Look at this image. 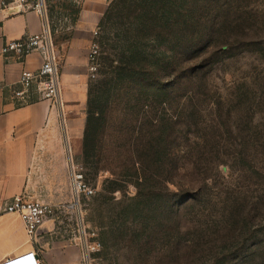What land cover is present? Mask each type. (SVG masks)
<instances>
[{"label":"rangeland","instance_id":"obj_1","mask_svg":"<svg viewBox=\"0 0 264 264\" xmlns=\"http://www.w3.org/2000/svg\"><path fill=\"white\" fill-rule=\"evenodd\" d=\"M46 1L61 72L70 59L86 62L76 70L88 84L77 96L81 111L87 113L89 90L99 80L107 78L116 87L99 153L85 166L82 140L81 152L74 156L96 189L87 201L86 217L98 229L101 247L88 264H264V0H187L188 7L209 1L212 12H200L199 19L207 28L220 22L214 9L224 6L232 8L234 24H242L246 31L232 29L233 46L227 50H222L221 38L215 41L220 44L208 46L207 61L202 62L190 49L181 58V67L189 68V73L179 78L174 77L175 71L162 78L149 76V83L119 80L105 65L108 42L102 43L97 79L89 75L87 58L95 31L102 41L104 33L95 25L79 28L76 11L100 15L111 0ZM245 41L257 45L246 48ZM146 47L151 54L165 48L154 40L146 42ZM203 64H207L201 76L204 84L199 88L197 80L190 79V70ZM166 82L173 90L169 94L157 89ZM150 83L156 89L149 91ZM194 111L199 116L195 125L189 123ZM151 130H171L176 138L170 151L176 159L173 176L177 183L170 184L169 190L163 186L162 168L145 167L150 180L136 184L130 156ZM106 178H117L123 190L108 193L107 201L103 198L98 203L95 198ZM191 188H199L197 200L189 197ZM135 196L138 200H133ZM148 197L154 205L167 199L170 213L161 224L155 209L145 230L134 233L140 220H133L138 215L123 211L133 203L145 208ZM107 230L113 232L106 238Z\"/></svg>","mask_w":264,"mask_h":264},{"label":"crops","instance_id":"obj_2","mask_svg":"<svg viewBox=\"0 0 264 264\" xmlns=\"http://www.w3.org/2000/svg\"><path fill=\"white\" fill-rule=\"evenodd\" d=\"M96 10V7H92ZM83 11L78 27L99 26L105 13ZM43 29L37 12H0V49L7 41L17 40ZM38 53L23 61L0 55V206L25 194L52 205L72 199L71 159L81 152L87 113L81 111L78 94L88 88L79 66L69 60L62 68L61 103L37 100L18 105L13 96L19 88L24 69L38 70ZM76 96V97H74ZM40 253L45 264H81L80 249L59 236L56 219L45 223L38 240L28 234L24 219L16 213L0 214V264L30 252Z\"/></svg>","mask_w":264,"mask_h":264},{"label":"trees","instance_id":"obj_3","mask_svg":"<svg viewBox=\"0 0 264 264\" xmlns=\"http://www.w3.org/2000/svg\"><path fill=\"white\" fill-rule=\"evenodd\" d=\"M185 2L187 0H111L98 26L104 33L103 41L100 36L101 45L103 42H108L110 46L109 53L105 56L106 67L110 68L119 80L129 82L140 80L143 83H149V76L162 78L164 73L170 74L172 71L177 73L174 74V77L179 78L182 73H189V68L185 70L181 67V58L185 57L190 49L202 62L207 61L209 56H205V54L208 53V46L217 45L221 42L222 50H227L229 45L233 46L231 39L234 34L232 29L241 27L243 31H246L242 24H234L235 21L231 19V7L226 9L224 6H217L214 9V17H220L221 20L218 24L207 28L199 19L200 14L207 15L206 12H212L208 7L209 1L202 4L203 7H188ZM80 12V10L76 11L75 21H77ZM246 35H249L248 32ZM220 38L221 41L215 43ZM150 40H154L159 46L165 47L164 50L158 51L157 54L149 53L146 42L148 43ZM244 45L246 48H250L256 46L257 43L245 41ZM206 65L203 64L190 70V79L193 81L196 79L195 83L199 88H202L204 84V81L201 83V76L204 74ZM112 83L113 81L103 78L89 90L87 121L83 137V164L85 166L91 162L93 156H97L99 153L102 136L108 126V104L113 91L116 89ZM168 84L169 82L159 84L157 89L169 94L173 90H169ZM148 85L149 91L156 89V87L151 86V83ZM166 88L169 92L164 90ZM138 100L140 101L139 98ZM195 117L198 118L199 116L198 112L195 114L194 111L189 123L195 125ZM150 125L155 127L156 123L151 120ZM168 131L164 130L162 133L157 130L149 131L148 136L143 139L144 142H141V147L138 146L136 150L132 151L131 165L134 168L138 186L150 180L147 175L145 176V167L150 169L162 168L163 172L161 171V173L165 172L162 182L167 190L170 189V184L177 183L176 175L173 176L176 159L172 155L173 152L171 154L170 151L176 138L173 131ZM191 189L193 192L189 197L197 200L199 188ZM122 190L123 187L117 178H106L102 191L98 193L95 201L99 203L103 198H105L104 201H107L108 193L114 194ZM137 198L139 197L135 196L133 200H138ZM148 199L150 202L145 208H140V204L133 203L123 211L124 215L129 211H135L138 215L133 220H140V222L137 221L139 223H136L137 228L134 229V233L145 230L147 219L151 217V213L156 211L155 209L160 212L158 221L161 224H163L166 215L170 213V204L167 199H162L155 205L151 197ZM96 210L99 212L97 207ZM111 232L113 230H107L103 234L107 238ZM103 242L105 244V238Z\"/></svg>","mask_w":264,"mask_h":264},{"label":"built area","instance_id":"obj_4","mask_svg":"<svg viewBox=\"0 0 264 264\" xmlns=\"http://www.w3.org/2000/svg\"><path fill=\"white\" fill-rule=\"evenodd\" d=\"M20 13L34 11L43 17V29L17 40L7 41L0 49V55L6 59L18 61L38 53L42 64L38 70L24 69L19 79V88L13 96L18 105L29 104L37 100L59 101L62 104L61 65L55 50L52 33L47 20L46 0H0V12ZM96 40L90 46L87 68L92 79L96 80L100 64L102 45L100 32L95 31ZM70 186L72 199L67 203L52 205L36 200L25 194L15 196L10 202L0 206V214L16 213L23 217L30 237L38 240L40 231L49 220L59 222V236L64 241L76 245L80 249L81 264H88L101 247L99 231L93 228L86 217V204L95 194L85 179L80 165L71 159ZM37 256V258L35 257ZM3 264H45L40 253L30 252Z\"/></svg>","mask_w":264,"mask_h":264},{"label":"clouds","instance_id":"obj_5","mask_svg":"<svg viewBox=\"0 0 264 264\" xmlns=\"http://www.w3.org/2000/svg\"><path fill=\"white\" fill-rule=\"evenodd\" d=\"M35 257L37 258V256L35 255Z\"/></svg>","mask_w":264,"mask_h":264}]
</instances>
